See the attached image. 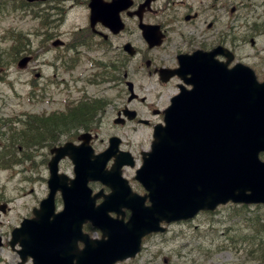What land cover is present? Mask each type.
I'll use <instances>...</instances> for the list:
<instances>
[{
	"label": "water",
	"instance_id": "water-1",
	"mask_svg": "<svg viewBox=\"0 0 264 264\" xmlns=\"http://www.w3.org/2000/svg\"><path fill=\"white\" fill-rule=\"evenodd\" d=\"M223 72L214 76L204 71L194 76L192 97L184 96L179 102L178 98L177 108H173L174 105L166 114V126L154 132L152 150L146 154L148 157L144 158L136 176L148 195L139 197L131 195L127 188L125 192L120 190L119 184L124 183L120 177L122 164L107 173L104 171L106 159L92 166V178L101 176L113 193L101 209L79 215V224L81 228L86 220L94 221L108 236L107 242H86L83 252L78 253L75 246V253L68 259L59 253L45 262L42 248L34 240H28L22 243L23 250L19 252L22 263L19 264L25 262L27 255L33 257L34 264H73L75 258L79 264H95L102 257L99 264H110L134 255L140 238L159 229L158 224L164 220L188 219L199 210H213L228 200L264 203V162L258 158L264 151V83H257L246 69ZM230 76L234 80L225 79ZM214 77L224 84L219 86L217 95L211 96ZM186 106L192 107L194 113L189 114ZM67 154L71 157L70 151ZM84 156L79 150L71 157L78 175L75 185L84 186L87 182L84 176L87 165L80 163ZM213 161L217 162L216 166L208 164ZM75 192L72 189L69 194ZM147 198L150 206L144 205ZM110 205L116 206L118 213L123 206L130 208L129 222L109 220L108 211L115 210ZM40 213H37L40 220L33 228L42 224L51 226L44 216L40 218ZM27 228L31 230L30 225ZM46 231H40L42 237ZM93 244L99 247L97 252L93 251Z\"/></svg>",
	"mask_w": 264,
	"mask_h": 264
},
{
	"label": "flooded vegetation",
	"instance_id": "flooded-vegetation-1",
	"mask_svg": "<svg viewBox=\"0 0 264 264\" xmlns=\"http://www.w3.org/2000/svg\"><path fill=\"white\" fill-rule=\"evenodd\" d=\"M91 0H71L69 2V8H80L85 10V23L81 26H72L71 30V42L66 43L60 41L58 47L59 50L66 49L67 54L70 52L79 54V51L85 52H99L101 57L98 63L99 77L98 80L105 82L108 78L111 79V68L114 67V72H122V77H117L115 97L123 101V97L127 94L126 102L124 104L115 107V104L110 102L107 98L99 99V113L93 114L92 112H83L78 114V110L84 106H91L95 103V95H89L88 92L82 94L81 99H74L75 85L78 83L79 67L75 68L74 76L72 80V87L66 90L69 92L66 97L68 101H73L72 108H68L66 114L72 113L70 116L65 117L61 113H57L52 116L55 121L48 123L47 116L34 115L37 111L40 100L52 98H62L64 90H58L56 93H47L46 80L40 84L39 91L35 90V87H28L27 98L29 99V109L24 116L25 123L30 125L40 124V128L49 129L48 133L52 136V139H56V145H61L64 141L60 136L66 129V131L75 134L79 130L95 134L98 129L101 128L103 120L107 117L108 112H115V116L121 121L126 118L128 110L135 111L137 116L133 121H124L122 127H126L129 124L132 125V129H135L140 122V119L148 120L145 125H154L160 123L162 120V110L166 107H153L160 106L159 101H156L159 95V90L146 93L143 95L140 88H136V84L133 82L134 78L139 75L138 71L141 68L147 69L149 76H154V81L158 87L174 86L180 88L184 85L182 76L174 72L180 68V58L190 56L196 52L202 54L215 53V59L219 62L224 61V50L227 49L235 57L240 48V25L238 12L241 9V4L245 5V0H129L131 6L127 9L120 10L118 12L119 19L122 27L117 30L118 27H111L105 24V21L99 17L91 18L89 3ZM114 0H100L102 4H109ZM148 2V6H143ZM110 11L105 9L104 15L109 16ZM63 21H51L50 26L45 28L46 41L52 36L50 33L54 31V36L57 39H61L67 33L60 31V27ZM237 23V24H236ZM53 24H57L55 29ZM143 25L156 26V38L153 40L155 43L150 46L142 31ZM245 30V28H243ZM250 28L247 27V31L250 32ZM69 37V36H68ZM130 48V55L126 53V46ZM49 50V49H48ZM44 54L47 55L48 51L45 49ZM64 52L61 51L60 55L63 56ZM25 56H31L30 69L34 75L41 76L39 73H35L39 66L36 60V55H31L28 52ZM115 56L114 64L112 58ZM71 56L70 58H73ZM62 60V57L60 58ZM134 62L131 64V61ZM264 60L260 63L254 64L258 70L263 71ZM131 65V66H130ZM62 68V67H60ZM59 68H56V71ZM161 70H167L161 72ZM166 74V76L161 77ZM104 77V78H103ZM133 77V78H132ZM95 82V76L93 75L88 81ZM127 80H131L133 84L130 86L127 84ZM29 83L31 82L28 81ZM59 83H57L58 85ZM124 85L123 87H120ZM149 101L151 105L146 106L149 110L150 118L140 116L143 114V107H145L146 101ZM156 101V103H155ZM129 108V109H128ZM83 115V116H82ZM82 116V117H80ZM48 124H52L48 128ZM52 129H57L54 132ZM60 137H59V136ZM79 135H76V139ZM46 137L42 138L44 140ZM30 146V145H29ZM37 148H46L47 143L40 141L34 144ZM34 150V154L36 152ZM29 151H24L23 158H28Z\"/></svg>",
	"mask_w": 264,
	"mask_h": 264
},
{
	"label": "rangeland",
	"instance_id": "rangeland-1",
	"mask_svg": "<svg viewBox=\"0 0 264 264\" xmlns=\"http://www.w3.org/2000/svg\"><path fill=\"white\" fill-rule=\"evenodd\" d=\"M13 2V6L15 7ZM241 4V9L238 12L240 25V48L237 54V61L244 62L249 65H254L264 60V0H251V2H244ZM38 7H32V10H37ZM8 10V12H6ZM251 22L257 23L258 27H255L256 33L253 31L248 32L247 27L250 28ZM85 23V10L75 9L70 11L65 24L60 27V31L69 32L73 25L81 26ZM237 24V23H236ZM245 27V30L242 29ZM39 28L37 20H33L28 13L20 11H12L11 5L9 9L4 10V14L0 13V46L4 52L11 46L10 30L23 31L30 38L33 45L37 46L36 51L40 52V42L43 36L34 31ZM8 33V34H7ZM244 33V34H243ZM13 35H17L13 31ZM63 41L69 43L71 38L64 36L61 38ZM253 39V43L251 42ZM62 51V50H61ZM92 52L79 51L76 56L80 57V62L77 64L80 71L86 68L85 56H91ZM58 51L51 50L43 59H46L51 67L44 66L40 68V72H44L46 79H53L54 68L61 65L60 60L55 56ZM75 53L70 52L66 57L69 59L74 56ZM12 62V57H11ZM134 60L131 61V64ZM10 64V63H9ZM9 64H3L2 67L7 66L6 70H3L0 75V116H11V90L14 88L17 91L23 93L24 89H27L26 81L29 76L25 73H18L14 69L13 63L9 67ZM131 66V65H130ZM9 67V68H8ZM76 67V68H77ZM90 67V65H89ZM1 68V66H0ZM91 68V67H90ZM3 69V68H2ZM262 70V69H261ZM59 77L69 79V75L61 70L58 71ZM114 72L113 69L111 70ZM139 75L134 78L136 88L141 89V94H145L147 91L152 90L155 87L154 76L147 75V69L141 68L138 71ZM259 77L262 78V72H258ZM116 74H112L111 80L116 82ZM117 77H121V74ZM133 78V77H132ZM14 79L18 82H14ZM24 84L25 87L22 86ZM120 87L124 88V85ZM171 89L174 86H170ZM79 88L89 93L94 94L95 97H105L110 102L118 107L124 104L126 101V95L123 97V101L115 97L117 94L113 87H109L108 84H94L93 86L86 84L85 81L79 82ZM78 88V89H79ZM104 91V92H103ZM170 92V90H169ZM165 94V93H164ZM23 96V94H21ZM4 97H8L5 100ZM161 99V100H160ZM160 100V104L165 103L160 107L166 106L169 102V97H162L159 95L156 101ZM155 101V103H156ZM3 104L5 107H3ZM151 105L147 100L145 107H143L144 113L140 116L150 118L149 110L146 106ZM58 104H54L51 108L58 107ZM19 110L21 107L18 108ZM115 117V112H108L107 117L104 118L101 128L98 129L97 139L95 146L101 151L111 136H119L124 145L122 148L128 149L138 158L137 166L141 164L140 153L149 150L150 142L152 141V131L150 128L136 127L132 129V125L129 124L125 128L116 127L112 120ZM82 133V131L80 132ZM68 140L66 137L63 141ZM35 146H30L25 151L35 150ZM47 151L45 148H37L34 156L32 155L31 162L26 166L31 169L30 177L27 180H20L19 175L15 177L7 178L9 171L0 170V195L6 201H15L14 210L11 212V228L17 226L21 218L29 217L31 215V209L38 206V202L44 198L47 194V188L45 180L48 176L46 170ZM17 167H13V172H17ZM135 169H127V177H134ZM61 171L71 174L72 165L65 161L61 165ZM12 173V171H11ZM4 184V186H3ZM133 189L139 193L142 192L141 187L136 182H131ZM92 188L99 190L101 185L98 183H92ZM16 202L20 205L18 208ZM235 205H226L217 209L215 214L200 213L195 219L189 222L177 223L168 226V230L163 234H154L147 237L144 242V247L141 254L134 260L123 262L120 264H264V256L261 252L257 254H249L250 247L248 244L242 242L245 239L246 231H248L243 220L259 216L264 218V206L250 207L248 209H241ZM248 210V211H246ZM256 230L262 226L253 225ZM239 228L243 230H238ZM262 232H256L259 234L264 233V227L261 228ZM88 232L98 236L91 227L88 228ZM251 259V261L249 260ZM19 261V257L12 249H0V264H16ZM27 264H31L27 262Z\"/></svg>",
	"mask_w": 264,
	"mask_h": 264
},
{
	"label": "trees",
	"instance_id": "trees-1",
	"mask_svg": "<svg viewBox=\"0 0 264 264\" xmlns=\"http://www.w3.org/2000/svg\"><path fill=\"white\" fill-rule=\"evenodd\" d=\"M56 1V0H55ZM52 126V125H51ZM50 128V127H48ZM257 222H259V220H257ZM254 223L252 225H257V226H262L260 227L258 230L254 231V234L248 236V238H250L251 236H253L254 241L248 243V245L252 244L251 247L253 248L254 252H261V254L264 256V234H259L256 232H261V228L264 227V222L263 223ZM262 222V221H261Z\"/></svg>",
	"mask_w": 264,
	"mask_h": 264
},
{
	"label": "bare ground",
	"instance_id": "bare-ground-1",
	"mask_svg": "<svg viewBox=\"0 0 264 264\" xmlns=\"http://www.w3.org/2000/svg\"><path fill=\"white\" fill-rule=\"evenodd\" d=\"M250 26V29L249 30H251L252 29V31L254 32V31H256L255 30V27H258V25H257V23H255V22H251V24L249 25ZM242 34V33H241ZM241 34H239V36L241 35ZM241 36H243V35H241ZM240 36V37H241ZM186 109H187V112L189 113V114H193L194 113V111L192 110V107H187L186 106ZM52 124H48V127H50ZM54 132H56L57 131V129H52ZM208 164H210V166H216V164H217V162L216 161H213L212 163H208ZM208 168V167H207Z\"/></svg>",
	"mask_w": 264,
	"mask_h": 264
}]
</instances>
